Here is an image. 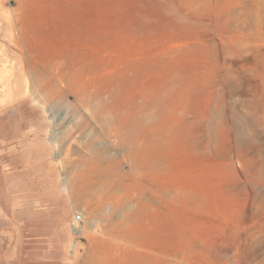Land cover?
Returning a JSON list of instances; mask_svg holds the SVG:
<instances>
[{"label": "rangeland", "instance_id": "rangeland-1", "mask_svg": "<svg viewBox=\"0 0 264 264\" xmlns=\"http://www.w3.org/2000/svg\"><path fill=\"white\" fill-rule=\"evenodd\" d=\"M61 215L66 264H264V0H0V264Z\"/></svg>", "mask_w": 264, "mask_h": 264}, {"label": "crops", "instance_id": "crops-1", "mask_svg": "<svg viewBox=\"0 0 264 264\" xmlns=\"http://www.w3.org/2000/svg\"><path fill=\"white\" fill-rule=\"evenodd\" d=\"M31 181L32 185H35L33 184L34 181ZM47 182H49L48 184L51 185V182L53 181H46V179H37L36 185L45 188L47 187ZM35 216H37L36 219H40V215L32 213L29 217V220L33 221L35 219ZM61 217L63 218L62 215L53 219L45 217L43 218V222H41L43 223L42 225L38 226V228H31L33 232L37 230L43 232L44 235L48 236V240H44L45 246L40 250L41 252L38 251L37 248L31 247L29 249L27 258L24 257L21 261L18 260L17 262L15 259V264H66L65 252L67 251L70 228L69 223L67 222L68 218L65 217L62 221ZM52 220H54L53 223L51 222ZM41 232H36L31 235H39L40 237Z\"/></svg>", "mask_w": 264, "mask_h": 264}, {"label": "built area", "instance_id": "built-area-1", "mask_svg": "<svg viewBox=\"0 0 264 264\" xmlns=\"http://www.w3.org/2000/svg\"><path fill=\"white\" fill-rule=\"evenodd\" d=\"M79 218H80V215H76L74 218H73V220L75 221V222H77L78 220H79Z\"/></svg>", "mask_w": 264, "mask_h": 264}]
</instances>
